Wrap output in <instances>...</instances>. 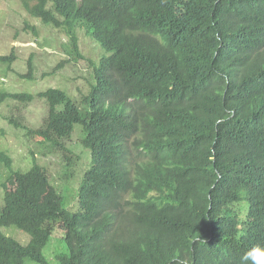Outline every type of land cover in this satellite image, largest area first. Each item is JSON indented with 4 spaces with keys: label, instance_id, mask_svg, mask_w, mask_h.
<instances>
[{
    "label": "trees",
    "instance_id": "obj_1",
    "mask_svg": "<svg viewBox=\"0 0 264 264\" xmlns=\"http://www.w3.org/2000/svg\"><path fill=\"white\" fill-rule=\"evenodd\" d=\"M20 1L66 32L71 62L79 31L101 57L80 104L38 95L49 111L37 137L60 146L78 132L90 153L76 213L33 153L27 170L0 153V264H50L56 231L58 264H264V0ZM34 99L5 93L0 106Z\"/></svg>",
    "mask_w": 264,
    "mask_h": 264
},
{
    "label": "rangeland",
    "instance_id": "obj_2",
    "mask_svg": "<svg viewBox=\"0 0 264 264\" xmlns=\"http://www.w3.org/2000/svg\"><path fill=\"white\" fill-rule=\"evenodd\" d=\"M78 36L83 59L71 62L72 47L64 30L34 19L20 0H0V57L9 55L12 49L17 57L12 65L0 62V95L31 92L35 96L31 102L8 100L0 106V153L12 158L14 167L24 170L32 167L28 157L33 153L63 196L64 209L72 213L78 210V188L83 173L90 167V153L82 147L78 132L67 143L60 141V146L43 143L36 132L43 127L49 111L47 102L38 98L40 93L48 88L65 90L76 102H82L92 73L91 63L101 57V47L83 31ZM31 54L34 73L29 81L23 76L28 74L25 60ZM78 130L81 129L77 127L75 131ZM10 172L0 160V207L2 183ZM2 230L24 246L30 242L29 235L16 228ZM67 253L63 232H54L43 256L50 264H58V257Z\"/></svg>",
    "mask_w": 264,
    "mask_h": 264
}]
</instances>
